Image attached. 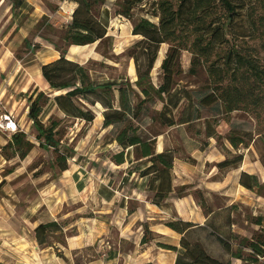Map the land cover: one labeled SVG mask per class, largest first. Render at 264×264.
<instances>
[{"label": "rangeland", "instance_id": "obj_1", "mask_svg": "<svg viewBox=\"0 0 264 264\" xmlns=\"http://www.w3.org/2000/svg\"><path fill=\"white\" fill-rule=\"evenodd\" d=\"M122 1L102 0L93 8L94 13L107 27V37L97 41L91 56L82 64L87 68L90 76L96 79L93 82L99 83L105 80V83H115V88L117 85L124 86L129 98L123 120L101 128V125L94 120L104 109L103 106H89L88 102L77 98H74V102L63 100L59 106H55L46 102L44 97H40L39 102L44 110L40 118L44 120V125L48 127L52 121L57 123L54 135L58 141L57 147L43 146L45 142L43 138H37V131L33 124L24 120L19 127L26 130L24 138L28 139L30 144H25L23 138L20 142V152H16V145L4 148L3 152L0 151L4 158V162L0 165V175L3 177L0 183V204L5 205L10 199V203L15 205V214L19 218L22 215L29 217L33 212L35 218L42 220L52 218L64 225L62 234L54 233L49 236V243L53 239L64 242L65 236L77 235L79 227L82 231L86 230L85 221L92 215V212L86 208L83 209L79 199L85 196H81L84 192L81 194L78 191L79 188L84 189L89 184L95 185V188L100 190H110L109 187H112L118 191L116 199L120 200L123 195L130 197L128 209L136 208L137 201L133 199L138 196L140 190L148 188L149 177L141 178L140 176L145 161L138 160L140 155L137 147H127L124 150L125 162L120 167H116L117 164L112 161V156L122 149L115 141V137L125 127H131L129 133H137L143 139L153 138L152 136L158 134L164 135V139L161 138L165 143L164 151H169L166 153L175 157L174 163L180 161L191 167V170L198 172L203 171V163L202 160L196 162L191 150L198 146L203 147L206 141L210 142L205 127L206 121H210L211 129L216 133L213 139L224 158L233 157L239 153L245 154L247 150H250L256 153L260 161L261 158L264 159V74L256 78L251 74L247 65L235 60L236 55L239 54L240 57L249 58L264 69V0H232L235 4V11L232 14H229L219 1H215L206 12L196 13L198 20L195 21V25H199L200 30L192 29L194 24L187 27L185 25L183 28L179 26L177 28L179 38L159 45L150 73L151 82L155 87L160 84L161 77H163L160 66L163 59L169 57L176 86L189 90L193 99L188 102V105L184 100L176 112H171V119L178 121L179 113L184 106L187 105V109L192 108L193 118L199 117L200 119L186 124L185 127L197 143L194 140L184 143L182 127H176L177 123L170 126L160 124L159 121L164 119V116L158 114L163 110L162 101L156 97L154 92L142 100L144 96L140 91L141 88L135 84L136 74L128 73L130 65L134 62L131 58L132 54L137 56L142 72L154 54L155 44L150 43L141 35H133L132 28L142 18L158 25L160 0L139 1L127 17L118 14ZM169 1L173 3L175 9L179 0ZM187 7L188 5L183 7L185 14L189 11ZM207 23L211 26L205 28ZM53 29L57 33L60 32L56 27ZM197 37L201 45L208 40L212 41V45L207 46L206 56L197 53L200 52L198 49L200 45L193 44ZM192 49L198 56L191 52ZM209 68L217 71L213 76H220L223 87L234 85L240 92L253 88V96L246 98V94L241 95L246 103L245 110L237 109L225 114L223 100L214 98L216 102L207 104L200 101L212 93L210 84L212 75ZM143 84L145 85V82ZM128 85H131L132 90ZM44 91L51 93L49 88H45ZM253 98L258 100L254 103ZM71 105L84 110L91 109L95 114L94 120L86 122L75 115L66 114L60 108L72 109ZM115 106H118L117 102ZM52 110L56 114L46 120L45 117ZM135 110L138 111L137 115L134 114ZM171 119L166 117L165 120ZM24 124L28 126L27 129L23 128ZM232 130L242 133L244 144L247 146L239 144L236 148L232 147L234 153L225 146L229 145L227 138ZM24 152H26L25 156L22 157ZM61 155H66L68 158L65 164L67 169L63 171L61 170L63 167ZM207 166L209 165L205 166V170ZM224 175H226L225 170H220L216 176L222 178ZM186 189L187 186L178 187V194H184ZM76 191L79 193L76 194ZM254 191L257 195L264 197V189ZM147 192L151 200L152 193L148 190ZM72 193L75 195L69 197ZM194 193L197 201H202L205 207L203 192L197 189ZM211 200L207 202L209 208L225 203L221 197L213 196ZM251 215L253 214L249 208L242 203L241 205L233 204L215 211L208 219V224L230 242L232 251H236L241 249L238 248L242 238L239 234L247 232L248 227L250 229ZM257 215L264 214L258 212L255 216ZM2 220L0 213V224H2L0 234L6 233L7 235L8 229ZM82 220L84 224L80 223ZM98 223L91 222V228L100 231ZM232 223L235 226H232ZM253 227L255 230L251 231L256 234L260 232L259 226L254 225ZM105 237L112 248H118L119 236L115 228L110 230ZM129 245V243H124L122 248H128ZM93 255H96L93 246H86L75 251L74 260L77 264H86ZM241 255L247 259L231 258V262L234 264H264V256H256L249 250L242 249Z\"/></svg>", "mask_w": 264, "mask_h": 264}, {"label": "crops", "instance_id": "obj_2", "mask_svg": "<svg viewBox=\"0 0 264 264\" xmlns=\"http://www.w3.org/2000/svg\"><path fill=\"white\" fill-rule=\"evenodd\" d=\"M75 7L76 4L69 0H25L22 6L14 10L10 0H0V114L5 111L11 112L19 126L24 120L31 122L27 115L30 95L35 89L37 92L47 93L44 90L49 88L41 75V66L60 57V52L54 45L57 42V37L47 31V25L51 23L58 28L67 25ZM43 19H45V23L38 29V24ZM30 36L32 42L40 43L38 48L31 53L25 51L22 46L23 41ZM96 43L97 41L86 45H70L66 58L82 64L91 56ZM19 54L21 56H18ZM129 72L136 74L134 62L130 65ZM91 78L96 80L93 76ZM99 83H105V80H101ZM49 90L51 93H49L48 102L56 106L53 97L64 91L51 88ZM95 105L102 106L100 103ZM43 113L44 110L41 116ZM101 113H98L94 122H98L101 128H104L103 114ZM53 114L56 113L52 110L45 119H49ZM197 119L200 118L193 119L191 122ZM41 120L44 122L43 119ZM186 124H176V127H182L184 143L194 140L186 129ZM22 126L25 129L28 128L25 124ZM21 131L26 132L24 129ZM11 134H4L0 131V151L1 147L10 140ZM207 136L210 142L206 141L203 147L198 146L191 150L196 162L202 160L203 171L191 170V167L180 163V161L174 163L173 187L164 205L157 206L152 203L147 195V190H140L138 196L133 199L137 201L136 208L133 212L128 213L130 197L123 195L120 200L116 199L118 191L114 188L100 190L93 184H89L84 189L79 188L78 191L81 194L84 192L81 196H85L79 199L82 202V207L90 210L92 215L85 221L86 230L82 231L79 227L77 235L65 236L63 243L53 239L46 245L38 244L34 237V228L39 223L51 221L52 218L46 220L35 218L33 212L29 217L22 215L19 218L15 214V205L8 199L7 204H0L1 218L8 229L7 235H5L6 233L0 234V264H77L74 260L75 251L86 246H93L96 251V255L89 258L86 264H142L146 262L176 264L182 237L191 242L200 243L204 251L211 257L222 261H232L231 254L218 239V236L222 237V235L217 231L213 232L212 226L208 224V219L217 210L233 204L241 205V203L249 208L252 216L258 212L264 214V197L257 195L254 190L247 189L239 182L242 172L256 175L260 182H264V164L261 163L256 153L247 150L245 154L241 153L243 157L237 166L219 169L217 163L226 158L215 145L212 134H207ZM152 137L156 139V152H162L165 143L161 138L164 139V135L158 134ZM195 143L197 142L195 141ZM225 146L233 153L235 152L230 143ZM3 162L4 158L0 154V165ZM206 165L209 166L205 170ZM120 166L116 165V167ZM220 170H225L226 175L217 178V172ZM2 181L3 177L0 175V183ZM181 186H187V189L184 194L179 195L178 187ZM197 189L203 192L205 207H203L202 201L198 202L196 199L194 190ZM78 193L76 191V194ZM74 195L75 193H72L69 197ZM213 196L223 198L225 203L209 208L207 202L212 201ZM117 202L120 203L117 204ZM116 213L117 215H115ZM178 220L190 222L192 225L182 233L166 225L167 221ZM81 222L84 224V220ZM91 222H99L100 231L91 228ZM250 222L252 223L250 229L248 227L247 232L239 234L241 237L249 236L251 230H255L253 226H258L251 220ZM246 223L248 224V222ZM145 224L154 238H150L146 243H141ZM232 226L235 224L232 223ZM114 228L119 236L118 248H112L105 237ZM124 243H129V247L122 248ZM158 243L176 246L178 250L164 249ZM109 248L112 250L108 251Z\"/></svg>", "mask_w": 264, "mask_h": 264}, {"label": "trees", "instance_id": "obj_3", "mask_svg": "<svg viewBox=\"0 0 264 264\" xmlns=\"http://www.w3.org/2000/svg\"><path fill=\"white\" fill-rule=\"evenodd\" d=\"M12 2V9H16L24 4L25 0H10ZM76 4L72 14L70 22L58 28L60 30L59 33L54 31L51 23L47 25V31L51 32L57 37V42L54 44L56 49L60 52V57L51 62L45 63L41 66V75L43 79L48 84L49 88L57 91H64L61 94H57L53 97L56 104L59 106L63 100H69L70 102H74V98H77L81 101L88 102L89 106H93L96 103H100L103 108V127H108L115 123H118L123 120V116L125 113V106L128 103V93L123 85H117L115 88V83H95L93 82L89 71L87 68L78 62L71 61L66 58L67 49L70 45H86L90 43H94L96 41L103 40L107 37V27L100 20V18L94 13L93 8L102 2V0H69ZM142 0H123L120 5V10H118V14L123 16H129L133 7ZM187 1L189 2L187 4ZM219 1L222 7L228 11L229 14H232L235 11V4L232 0H179L177 3V7L173 8V3L169 0H160L158 3V8L160 10L159 15V23L158 25L149 21L146 18L140 19L139 22L133 25L132 33L134 35H141L150 43L155 44V51L152 57L149 59L148 64L146 65V69L144 72L140 71L138 65V58L135 55H131V58L134 60L135 70H136V81L135 84L140 87V91L143 94L145 100L150 93L154 92L156 97L162 101L163 110H161L158 114L160 116H164V119L160 120V124L165 126L174 125L175 123L182 124L187 123L190 124L193 118L192 108L187 109L186 106L188 102L192 101V95L189 90L181 89L176 86V83L173 79V68L170 62L169 57L163 59L160 68L163 71V77H161L160 84L155 87L151 82V69L153 67V63L156 59V54L159 49V45L161 43L174 40L179 38L177 34V28L182 26L192 25V29L200 30L199 25H195V21L198 20L197 12H206L209 10L210 5ZM192 3V4H190ZM188 5L187 9L189 10L186 14L183 10V7ZM204 22V21H203ZM45 23V19L41 20L38 24V29ZM211 24L207 23L205 28L210 27ZM203 36V35H202ZM197 37L193 44L196 46L200 45L198 48L200 52L198 54H202L201 56L207 55V46L212 45V41L208 40L204 45H201V41L198 40ZM50 39V38H49ZM40 43L32 42V37H27L22 46L25 51L33 52L38 48ZM138 45V44H137ZM149 48V45H148ZM191 52L198 56V54L194 53L192 49ZM204 59H206L204 57ZM235 60L237 62H242L249 68L251 74L259 78L261 74H264V69L260 68L254 61L249 58L240 57L239 54L236 55ZM212 78L211 86L212 93L206 95L200 101L207 104L216 102V99L223 100L225 104V114L237 109H244L246 103L241 98L246 94V98L248 96H253V88L251 90L248 88V91L240 92L236 86L232 87H223L220 76L215 77L214 74L217 71L213 68H209ZM210 76V73H209ZM145 82V85L143 84ZM130 90H132L131 85ZM250 90V91H249ZM116 92V93H115ZM44 97L45 101L48 102L50 99L49 94L43 91H34L29 97V107H28V117L31 120L35 130L37 131V138H43L45 145L43 146H53L57 147L58 141L55 139L54 135L56 133V125L55 121L46 127L42 122L40 116L43 111V106L39 102V98ZM94 97L92 100L90 98ZM212 97V98H211ZM216 98V99H214ZM186 100L187 105L181 109L179 113L178 121L171 119V112L177 111V108L182 104V102ZM258 99L253 98L252 101L255 103ZM115 102H117L118 106H115ZM185 105V104H184ZM243 107V108H241ZM66 114L75 115L80 119L85 120L86 122H92L95 118V114L89 108L81 109L74 105H71L72 109L60 107ZM187 109V110H186ZM169 111V112H168ZM168 112V115H167ZM138 111L135 110L137 115ZM198 114L196 115V117ZM170 118L171 120H165ZM199 118V117H197ZM131 127L123 128L115 137V141L121 146V151L115 153L112 156V161L121 165L125 162L124 150L127 147H137L138 160L145 161V166L141 169L140 176L143 178L149 177V181L147 184V190L152 192L151 202L156 204L157 206H161L164 204L166 198L169 193L172 191V174H173V166H174V156L169 153V151L156 152L155 139L154 138H146L143 139L137 133H129ZM134 130V129H133ZM206 130L208 135L213 133L212 136H215L216 133L211 129L210 121H207ZM25 132L18 130L15 133H12L10 140L1 148L3 152L4 148L12 147L14 145L17 146L16 152L21 151L20 142L23 140ZM157 136V135H155ZM228 141L232 145V147L236 148L239 144L244 147H247L244 144V140L242 137V133H238V131L232 130L230 135L228 136ZM25 144H30L28 139H25ZM25 153H22V157L25 156ZM61 160L63 163L62 171L67 169L65 165L67 162V156L61 155ZM243 155L241 153L234 155L233 157L226 158L223 161L217 163L219 169L234 167L237 166L238 163L241 162ZM262 164H264V159L261 158ZM239 182L242 186L246 187L250 190H261L264 189V182H260L256 175L248 174L242 172L240 174ZM134 209L128 210V213L133 212ZM250 220L259 226L260 232L257 234L252 231L249 236L242 237L239 242V247L241 249H237L236 251H232V247L230 242L225 238L218 236L220 243L223 247L231 254L232 258L236 259H247L241 255V250L245 248L250 252L254 253L256 256H264V216H250ZM166 225L172 228L173 230L182 233L192 224L190 222L183 221H167ZM64 225L59 223L57 220H51L48 222L39 223L33 230L34 237L38 244L46 245L49 243L48 238L50 235L54 233L62 234L64 230ZM214 230V229H213ZM213 232H216L214 230ZM150 234V236H148ZM150 238H154L147 224L144 225V235L141 239V243H146ZM63 242V241H60ZM158 245L164 249L176 251L178 248L173 245L158 243ZM179 254L176 260V264H231V261H222L211 257L208 255L200 243L191 242L186 238L182 237L180 240ZM188 250V251H187ZM113 256V255H108ZM142 264H154L152 262H146Z\"/></svg>", "mask_w": 264, "mask_h": 264}, {"label": "built area", "instance_id": "obj_4", "mask_svg": "<svg viewBox=\"0 0 264 264\" xmlns=\"http://www.w3.org/2000/svg\"><path fill=\"white\" fill-rule=\"evenodd\" d=\"M20 129L19 125L15 121L14 115L5 111V113L0 114V131L7 133H15Z\"/></svg>", "mask_w": 264, "mask_h": 264}]
</instances>
